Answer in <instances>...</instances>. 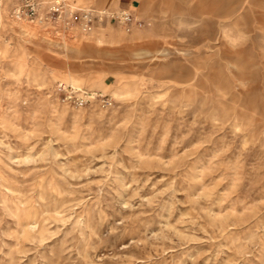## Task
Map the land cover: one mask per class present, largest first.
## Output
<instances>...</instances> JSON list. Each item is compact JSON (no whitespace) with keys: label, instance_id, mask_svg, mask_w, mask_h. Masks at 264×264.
<instances>
[{"label":"rangeland","instance_id":"1","mask_svg":"<svg viewBox=\"0 0 264 264\" xmlns=\"http://www.w3.org/2000/svg\"><path fill=\"white\" fill-rule=\"evenodd\" d=\"M130 9L0 27V264H264V0Z\"/></svg>","mask_w":264,"mask_h":264},{"label":"built area","instance_id":"2","mask_svg":"<svg viewBox=\"0 0 264 264\" xmlns=\"http://www.w3.org/2000/svg\"><path fill=\"white\" fill-rule=\"evenodd\" d=\"M8 21L44 26V30L61 39L76 32L88 34L95 26L103 23L117 24L127 32L143 24L128 7L98 8L82 5L78 0H0V27ZM58 91L62 102L73 107H83L94 102L102 107L111 104L102 94L61 82Z\"/></svg>","mask_w":264,"mask_h":264},{"label":"crops","instance_id":"3","mask_svg":"<svg viewBox=\"0 0 264 264\" xmlns=\"http://www.w3.org/2000/svg\"><path fill=\"white\" fill-rule=\"evenodd\" d=\"M122 5L121 7H129L132 8L134 6V4L138 1V0H120Z\"/></svg>","mask_w":264,"mask_h":264}]
</instances>
